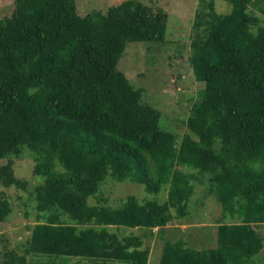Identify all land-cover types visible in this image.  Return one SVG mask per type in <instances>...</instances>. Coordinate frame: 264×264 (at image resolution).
I'll use <instances>...</instances> for the list:
<instances>
[{"label": "trees", "instance_id": "trees-1", "mask_svg": "<svg viewBox=\"0 0 264 264\" xmlns=\"http://www.w3.org/2000/svg\"><path fill=\"white\" fill-rule=\"evenodd\" d=\"M226 1V12L213 0L196 8L189 61L203 87L181 137L117 66L129 41L164 40L165 8L120 0L80 14L75 0H14L0 16V185L26 189L13 169L25 152L40 178L26 189L37 214L25 252L8 250L2 264H24L27 253L147 264L144 237L188 214L203 183L222 208L214 244L165 238L159 264H255L264 245V24L253 0ZM108 174L152 191L167 184L166 199L128 193L110 204ZM11 210L0 192V220Z\"/></svg>", "mask_w": 264, "mask_h": 264}, {"label": "rangeland", "instance_id": "rangeland-1", "mask_svg": "<svg viewBox=\"0 0 264 264\" xmlns=\"http://www.w3.org/2000/svg\"><path fill=\"white\" fill-rule=\"evenodd\" d=\"M120 0H75L77 11L85 14L92 9L105 10L109 5ZM151 5L163 7L168 12L167 32L162 41H129L117 66L132 79L134 85L143 88V98L157 106L161 111L162 123L181 137L186 130L185 119L193 101L201 96L203 82L196 79L189 61L190 41L196 36L194 25L196 8L200 3L209 0H142ZM217 11L226 12L231 4L226 0H213ZM14 7V0H0V16L8 15ZM249 9L258 17V23L264 24V2L253 0ZM256 25L253 26V29ZM34 160L27 152L13 158V169L16 176L26 182V189L32 187L40 178L33 173ZM108 174L103 182L102 194L110 204H119L126 194L132 193L142 199L163 201L167 196V184L160 190L146 189L138 181L125 178L118 180ZM166 185V186H165ZM22 186L0 185L10 199L12 210L0 220V264L8 258L6 252L13 250L24 254L29 227L36 221L34 201L29 200L28 191ZM97 196H91L90 202H96ZM101 202L105 200L100 199ZM112 202V203H111ZM175 213V208L171 207ZM222 208L215 196L209 192L204 183L197 185L189 202V212L180 217H173L165 227L163 235L144 237L143 245L149 246L147 264H159L165 238L172 241L183 240L185 243L204 247L215 242L216 225L220 222ZM114 228V227H113ZM143 232L141 228L121 227L120 234L130 231ZM156 232V227L153 228ZM264 233V224L259 227ZM24 264H98L99 259H89L83 255H46L40 253L25 254ZM256 259V260H255ZM255 264H264V245L254 256ZM119 264H124L120 262Z\"/></svg>", "mask_w": 264, "mask_h": 264}]
</instances>
